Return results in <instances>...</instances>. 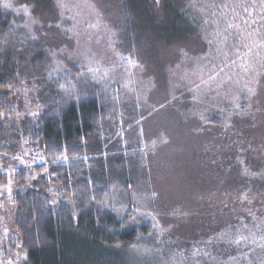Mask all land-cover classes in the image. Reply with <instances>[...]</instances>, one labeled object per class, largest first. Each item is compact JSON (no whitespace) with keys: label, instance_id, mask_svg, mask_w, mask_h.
<instances>
[{"label":"rangeland","instance_id":"obj_1","mask_svg":"<svg viewBox=\"0 0 264 264\" xmlns=\"http://www.w3.org/2000/svg\"><path fill=\"white\" fill-rule=\"evenodd\" d=\"M168 1L0 0L12 31L0 53L5 84L0 94L14 108L12 120L22 136L15 156H24L25 150H30L25 159L59 155L46 153L41 139L25 134L24 119L37 122L50 116L47 106L53 103L97 101L105 117L82 145L83 153L72 151V157L82 162L85 180L105 196L97 209L126 221L137 233L110 247L120 264H264V222L251 225L260 216L264 220L260 36L248 31V22L232 16L240 22L226 30L216 27L214 54L208 56L197 35L184 43L171 33L175 23L167 7L174 4L175 14L183 7L182 0L169 6ZM228 7L233 12L234 5ZM234 30L254 48V58L243 52L244 45L241 52L233 49ZM211 60H223L220 73L201 67ZM239 101L246 105L243 112ZM37 106L40 116H29ZM26 138L30 143L22 146ZM63 155L69 157L65 151ZM73 158L63 166L68 173L76 163ZM53 159L50 155V168ZM13 167L8 176L3 174ZM21 167L0 158L2 264H25L18 243L15 251L6 247L15 233ZM34 167L44 164L38 161ZM45 179L41 176L35 184ZM56 179L43 187L34 184V190L43 194L44 188L55 189L61 196ZM26 186L23 190L30 191Z\"/></svg>","mask_w":264,"mask_h":264},{"label":"trees","instance_id":"obj_2","mask_svg":"<svg viewBox=\"0 0 264 264\" xmlns=\"http://www.w3.org/2000/svg\"><path fill=\"white\" fill-rule=\"evenodd\" d=\"M171 2L175 3L174 0H169L168 6ZM229 4L234 5L233 12L228 7ZM179 5L183 9L176 14L174 4L167 7L172 11V19L175 23V31L171 32L172 30H170V32L174 33L176 37L181 36L182 40L184 38V43L193 41L197 35V40L200 39L203 44L202 48L208 56L209 53L214 54L212 36L215 35L216 27L226 30L229 24L235 26V22H240L238 20L248 22V31L255 30L257 31L255 37L260 36L259 47H262L263 52L257 63L264 70V0H182ZM242 7L244 9H240ZM232 16L237 17L238 20L234 19L233 21ZM10 32H12L10 18L0 7V53L3 45L7 42L5 36H8ZM232 32L235 42L233 49L241 52L239 47L244 45L243 52L254 58L253 53H256L254 48H251L243 40L241 34L236 33L235 30ZM12 37L14 38V36L9 37L10 41L13 40ZM2 55L0 54V59H4ZM9 59L11 58L8 57L7 60ZM222 61H207L201 67L218 74L221 71L218 66ZM225 62L232 64L226 60ZM251 82L252 80H248V84ZM263 83L264 80L261 84ZM0 87L1 89L5 87L1 80ZM6 100L7 96L0 94V113L3 114L0 116V158L13 161L12 157L17 153L22 136L18 133V123L12 120L14 108L10 104L6 105ZM49 103L51 102L48 101ZM239 104L243 112L246 105L240 101ZM47 108L50 116L46 115L37 122L28 118L21 122L25 134L30 135L33 141L41 139L42 148L46 153L51 150L61 155L65 151L69 158H73L75 156L72 151H76L75 155H81V152L83 153L82 145L88 144L93 138L97 132L99 119L104 116L98 102L87 101L70 106L61 102L59 105L56 103L48 105ZM52 113L55 115L53 116ZM50 146H52L51 149ZM80 146L82 147L80 148ZM74 159L71 161H76V163L72 164L69 173L64 167L50 163L52 170L59 173L56 177V184L60 187L59 194L61 196L57 194L58 197H51L45 188L43 194H39L38 190H34L33 187H28L30 191L23 190V185L30 184L27 178L28 170L25 167L18 168L16 182L18 187L20 185L21 190L14 198L16 207L15 233L10 235L9 240H6L9 245L6 247H12L11 250L15 251L16 243H18L23 252L27 253L26 264H120L119 259L111 253L110 247L129 242L137 237L135 231H130L126 227V221L118 222L113 214H102L97 209L96 205H100L105 196H102V193L98 191L100 189L98 185L94 186L93 183L85 180L88 173L83 169L82 162H77ZM6 165H10V162H6ZM92 175L90 173V176ZM92 179L99 178L93 175ZM1 180H5V178ZM46 180L36 184L32 182V184H35L36 187H43L47 185ZM45 197H49V201L52 198L58 200V203L55 204L56 209L50 208ZM59 204H62L60 208H58ZM75 215H79L78 222L73 219ZM260 217L254 220L251 225L263 224L264 220L260 222ZM103 248L109 252L105 253Z\"/></svg>","mask_w":264,"mask_h":264},{"label":"snow or ice","instance_id":"obj_3","mask_svg":"<svg viewBox=\"0 0 264 264\" xmlns=\"http://www.w3.org/2000/svg\"><path fill=\"white\" fill-rule=\"evenodd\" d=\"M2 115L3 114L0 113V116H2ZM28 115L33 117V118H38L40 116V106H37L36 109L29 111ZM28 143H30V138H26L22 142V146L26 145ZM29 155H30V150H25L24 156L16 155V156L12 157L13 160L18 161L20 165H23L28 170L27 178L30 181V184L27 185L26 187H33L34 188L35 185H33L32 182L39 181L41 176H44V177L48 178L46 181L48 183H50L53 178H56L59 175L58 172H54L52 170V168L49 167L48 160L50 158V155L52 157H54L52 165H57V166L63 167L64 165H66L69 162V157L67 155L59 156V155H57L54 152L52 154H50V155H38V159H37L36 156L34 158H32V159H25V157H27ZM38 161H42L43 162V164H44L43 168L36 169L34 167V165ZM2 171H3V174L5 176H8L11 171H15V168L13 167L10 170H2ZM12 191L13 190H12L11 184H9L7 186L8 194L11 195ZM47 191L49 192V195L51 197H56L57 196V193H56L55 189H48ZM3 193H4V187L0 186V197L3 196ZM48 199H49V197H45V201H48ZM50 203H51V205H55L57 203V199L56 198H52L50 200ZM2 207H3V205L0 204V208H2ZM73 219H75L78 222L79 221V215L73 216ZM0 247H2V245H0ZM17 247H18V245H17ZM23 259H24L25 264H26L27 259H28L27 253L24 254ZM0 264H2V262H0ZM8 264H12V261L9 260Z\"/></svg>","mask_w":264,"mask_h":264}]
</instances>
